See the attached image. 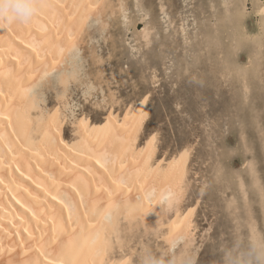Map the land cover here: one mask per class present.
Segmentation results:
<instances>
[{
  "label": "rangeland",
  "instance_id": "obj_1",
  "mask_svg": "<svg viewBox=\"0 0 264 264\" xmlns=\"http://www.w3.org/2000/svg\"><path fill=\"white\" fill-rule=\"evenodd\" d=\"M114 1L118 6L121 3ZM229 1L230 5L226 0H127L126 15L120 9L118 14L106 16L111 26H102L95 17L89 20V27L93 29L85 43L75 50L74 62L70 65L81 74L77 71V79L70 82L63 98V86L58 79L60 71L51 77L50 83L38 87L42 108L53 109L61 101L64 106L69 103L65 106L68 110L64 111L69 117L63 130L67 139L76 136L75 128L71 127L75 117L83 112L87 111L91 120L100 121L112 107L122 115L128 107L147 97L149 117L140 143L156 133L158 158L171 156L187 145L193 146L188 169L191 180H188L187 197L181 203L183 211L195 208L192 237L181 238L176 244H170L171 248L163 238L165 228L157 225L154 218L132 231L125 229L123 223L121 234L127 247H120L116 242L111 253L113 259L126 258L129 254L132 257H128L138 260H132L133 264H140L141 257L150 252L172 264H264V19L255 12V4H262L264 0H244L243 25H240L238 9L244 1ZM227 7L232 16L226 12ZM146 25L151 27L148 36L143 33ZM243 32H247V37ZM92 53L93 57L101 58H90ZM99 64H103L104 70H100L103 67ZM110 72L116 77L111 79ZM89 75L93 77L89 79ZM98 76L102 77L98 79ZM104 82L111 84L103 86ZM91 85L101 86H96L93 94ZM106 86L110 92L115 91L109 92L110 97ZM98 89H103L102 95ZM172 212L168 213L170 217ZM151 245L157 246H152L153 249ZM174 257H178L177 261Z\"/></svg>",
  "mask_w": 264,
  "mask_h": 264
},
{
  "label": "bare ground",
  "instance_id": "obj_2",
  "mask_svg": "<svg viewBox=\"0 0 264 264\" xmlns=\"http://www.w3.org/2000/svg\"><path fill=\"white\" fill-rule=\"evenodd\" d=\"M119 1L118 6L114 0H37L38 9L28 23L0 28V264H133L131 255L113 259L111 253L116 242L120 247L126 242L121 234L123 223L125 229L132 231L150 218L156 220L154 224L165 228L163 238L169 245L193 235L195 208L183 211L181 207L191 178H188V169L193 146L187 145L171 156L158 158L156 133L140 143L149 117L147 97L128 107L122 115L115 113L112 107L100 121L91 120L90 114L83 112L73 119L74 127L70 126L75 128L76 134L71 140L63 131L69 119L64 112L69 103L64 106L61 101L53 109L42 108L38 87L50 83L51 77L60 71L62 98L67 94L70 82L81 74L70 65L74 62L75 50L85 43L93 29L89 27V20L95 17L102 26H109L107 15L118 14L120 9L126 15L127 0ZM226 3L230 5L229 0ZM244 4L245 1L238 9L240 25H243ZM226 12L232 16L228 7ZM255 12L264 19V2L255 4ZM97 23L101 29L99 21ZM262 24L264 26V22ZM150 32L151 27L146 25L144 36ZM243 34L246 36L247 32ZM93 53L90 58H101L96 53L94 58ZM110 74L111 79L116 77L113 72ZM109 83L104 82L103 86ZM96 86L91 85L93 94ZM108 90L107 97H110L111 89ZM172 210L170 217L168 213ZM151 222L153 224V220ZM262 253L259 254L262 256ZM178 257L173 260L177 261Z\"/></svg>",
  "mask_w": 264,
  "mask_h": 264
},
{
  "label": "clouds",
  "instance_id": "obj_3",
  "mask_svg": "<svg viewBox=\"0 0 264 264\" xmlns=\"http://www.w3.org/2000/svg\"><path fill=\"white\" fill-rule=\"evenodd\" d=\"M37 9V0H0V28L10 24L28 23ZM140 264H172V262H165L149 252L141 257Z\"/></svg>",
  "mask_w": 264,
  "mask_h": 264
}]
</instances>
